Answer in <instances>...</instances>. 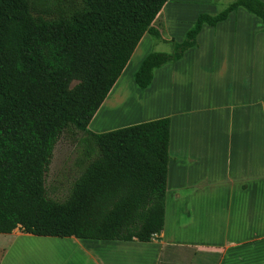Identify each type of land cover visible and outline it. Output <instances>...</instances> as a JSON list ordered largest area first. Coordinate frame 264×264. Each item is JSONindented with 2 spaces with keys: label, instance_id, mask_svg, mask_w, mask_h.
<instances>
[{
  "label": "trees",
  "instance_id": "obj_1",
  "mask_svg": "<svg viewBox=\"0 0 264 264\" xmlns=\"http://www.w3.org/2000/svg\"><path fill=\"white\" fill-rule=\"evenodd\" d=\"M167 0H0V233L150 241L164 223L170 118L95 133L88 124ZM264 31V1L232 0L199 13L171 52L151 51L134 81L196 47L203 25L238 7ZM72 81H77L71 86ZM74 146L72 179L50 196L58 139Z\"/></svg>",
  "mask_w": 264,
  "mask_h": 264
},
{
  "label": "crops",
  "instance_id": "obj_2",
  "mask_svg": "<svg viewBox=\"0 0 264 264\" xmlns=\"http://www.w3.org/2000/svg\"><path fill=\"white\" fill-rule=\"evenodd\" d=\"M166 4L167 2L163 7ZM238 14L246 20L254 19L261 24L256 15L240 6L215 26L207 25L211 30L210 34L215 35L217 28L220 29L221 24L229 19H233L235 28H241L237 22ZM203 28L205 25L196 36L198 45ZM260 28L262 30V25ZM147 34L149 33L143 34L130 56L131 59L129 58L133 60L137 56L135 70L148 54H142L141 51V43ZM241 36V31L234 34L235 43L238 42V45L242 40ZM212 42L214 48L216 40L213 36ZM233 45L237 53H240L238 46ZM233 56L232 63L228 62L222 69L225 71L226 81L231 76L239 80L242 76L241 62L236 61L235 53ZM128 63L129 60L90 120L88 129L100 133L156 118H170L163 228L147 242L136 239L96 240L98 242L83 245V250L94 252L95 264H264V164L257 160L256 164L240 166L233 176H230L229 172L218 180L211 179L213 158L209 154L207 141L210 134L208 131L201 133L205 142H197L194 137L199 131L192 127L188 118L189 122L186 120L193 110L179 111L180 119H176L178 112L174 111L171 103L169 104L173 100L174 77L178 76L176 70L172 69L173 67L157 68L151 84L141 89L134 81L135 70L133 77L124 78ZM217 69L216 67L213 70ZM227 85L226 91L229 95L235 88L233 85ZM241 86V90H236L240 96L248 84L246 87ZM241 100L235 98L232 103L249 109H245L249 114L252 106H259V110L255 112L259 114L258 119L264 128V94L262 93L259 101L253 102L251 98L245 99V96ZM111 107L120 109L117 117L121 124L118 126H111L102 116L105 108ZM160 109L163 110L162 114H151L152 111ZM97 117L99 119L94 123ZM174 117L176 120L172 119ZM188 138L187 143L182 142ZM17 228L19 226L15 228L16 231ZM15 229L10 232L12 235L22 234L15 233Z\"/></svg>",
  "mask_w": 264,
  "mask_h": 264
},
{
  "label": "rangeland",
  "instance_id": "obj_3",
  "mask_svg": "<svg viewBox=\"0 0 264 264\" xmlns=\"http://www.w3.org/2000/svg\"><path fill=\"white\" fill-rule=\"evenodd\" d=\"M231 1L167 0V4L153 21V26L159 29L161 38L147 34L141 43L142 54L151 51L171 52L173 44L170 39L183 40L199 13L215 14ZM237 22L241 28H235L233 19H229L221 24L220 29L217 28L215 35H211V30L205 25L197 47L186 50L179 61L169 62L161 68L173 67L178 74L174 77L173 100L169 104L178 112L177 116L180 115L179 111L193 110L186 120L188 118L190 122H187L192 123V127L199 131L195 133L194 139L203 143L205 140L201 133L208 131L210 134L207 141L209 154L213 158L211 179L215 180L229 172L233 176L237 168L245 164H256L257 160L264 164V128L258 119L259 114L255 112L259 110V106H252L249 114L245 110L247 108L232 103L235 98L241 100L244 96L245 99L251 98L253 102L259 101L262 93L264 94V35H261L264 32L260 28V22H255L254 19L246 20L238 14ZM240 31L242 40L238 45V42L235 43L234 34ZM212 36L216 40L214 48ZM233 44L238 46L240 53H237ZM234 53L236 61L241 62L242 76L240 80L231 76L226 81L225 71L222 69L228 62L232 63ZM130 59L124 78L133 77L137 56ZM216 67L218 69L214 71ZM76 82L72 81L71 86ZM227 84L235 88L229 95L226 91ZM247 84L248 87L245 86ZM241 85L246 88L240 96L236 90H241ZM119 111V107L105 108L102 113L104 121L111 126H118L121 124L117 117ZM162 113L163 110L160 109L152 111L151 114ZM179 117L176 119H180ZM98 119L97 117L94 123ZM172 119L176 120L175 117ZM188 140L189 138L183 139L182 142L187 143ZM74 155L71 142L65 136L60 137L45 177V186L50 196H62L66 192L73 177L70 168ZM14 232L22 234L0 233V264H95L94 252L83 250V245L98 242L96 240L26 234L20 228Z\"/></svg>",
  "mask_w": 264,
  "mask_h": 264
}]
</instances>
